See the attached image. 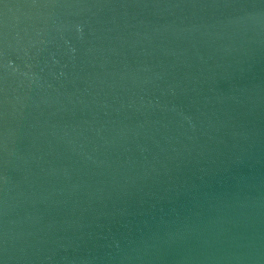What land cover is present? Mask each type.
<instances>
[{
  "label": "water",
  "instance_id": "95a60500",
  "mask_svg": "<svg viewBox=\"0 0 264 264\" xmlns=\"http://www.w3.org/2000/svg\"><path fill=\"white\" fill-rule=\"evenodd\" d=\"M0 264H264V0H0Z\"/></svg>",
  "mask_w": 264,
  "mask_h": 264
}]
</instances>
